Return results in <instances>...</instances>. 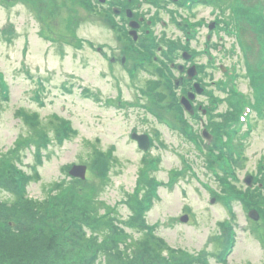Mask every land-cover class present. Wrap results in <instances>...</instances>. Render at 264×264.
Listing matches in <instances>:
<instances>
[{
  "label": "rangeland",
  "instance_id": "1",
  "mask_svg": "<svg viewBox=\"0 0 264 264\" xmlns=\"http://www.w3.org/2000/svg\"><path fill=\"white\" fill-rule=\"evenodd\" d=\"M214 2L215 6H201L191 20L211 22L209 9L221 16L222 23L227 20L229 0ZM245 5L257 8L264 18V0H245ZM170 20L164 10L154 33L182 37L173 23L165 26ZM213 29L210 50L215 64H202V78L208 97L218 105L206 125L205 117L203 123L192 117V125L181 122L179 110L170 107L166 87L155 71L131 66L123 39L98 12L87 11L78 0H0V264H83L93 248L98 252L93 264H138L135 253L147 237L136 225L135 204L137 197L145 196L139 208L148 205L158 181L163 184L158 197L142 217L153 225L155 247L162 256L174 264L264 263V233L256 230L257 219L249 215L251 209L259 211L256 206L264 208V199L254 197L257 190L262 196L264 188L255 180L264 177L259 170L264 160V100L249 115L251 130L239 131L231 139L242 149V157L233 162L236 182L231 175L217 180L213 173L218 168L207 167V148L213 146L217 132L214 125L227 118L236 101L218 90L215 82L224 77L220 66L233 71L237 93L250 94L255 85L250 72L258 81L264 70L256 69L260 54L251 32L242 33L246 41L242 45L236 35L221 31L222 24ZM208 30L199 28L192 46L201 48ZM206 59L200 55L196 61ZM208 97L200 95L196 103L208 105ZM247 99L252 100L249 95ZM64 121L69 131L64 130ZM193 126L199 143L195 132L187 131ZM200 127L211 136L201 137ZM132 133L152 138L146 151ZM103 158L108 169L103 162L99 167ZM225 159L224 151L214 158L219 165ZM147 160L152 162L149 166ZM184 162L188 170L181 175ZM9 164L27 175L21 202ZM73 165L85 166L84 178L70 174ZM174 171L178 180L167 183ZM246 182L255 185L251 206L236 199L223 204L218 198L223 194L220 187L232 190L226 196L230 199L238 194L236 187L247 191ZM49 198L55 207H48L44 218ZM73 220L81 230L65 226ZM113 225L124 232L115 235ZM231 225L235 242L223 260L219 249L233 233Z\"/></svg>",
  "mask_w": 264,
  "mask_h": 264
},
{
  "label": "trees",
  "instance_id": "2",
  "mask_svg": "<svg viewBox=\"0 0 264 264\" xmlns=\"http://www.w3.org/2000/svg\"><path fill=\"white\" fill-rule=\"evenodd\" d=\"M259 33L261 35L264 34L263 31H259ZM171 105H172V103H171ZM229 114L231 115L233 113H230L229 112ZM211 118H213L212 115H211ZM32 120L34 122H35V120L37 121V115L36 114L33 115ZM229 120H230L229 115H227V118L225 117L223 122L215 123V125H214V127H215L214 128V131H220L221 129L226 128V123ZM99 167H100V164H99ZM12 168H14L12 166V164H9L8 171L13 176V179H12L13 180V183L16 184L15 173L12 172ZM16 193L18 195V199L17 200L19 202L23 201V189H19ZM236 193H243V194L248 195V196L250 194V196H251L252 190L249 189L247 192H242L241 190L237 189L236 190ZM257 194H259V193H255L254 196L257 195ZM138 201L139 202L137 204H135V207H137L140 204L141 199L138 200ZM45 203H46V205L44 207V211H45L44 212V218L47 217V210L49 209L48 207H50V208L55 207V202H54V200L52 198H49ZM61 204H64L65 207H67V204L66 203H61ZM134 219H135L136 225L138 227L140 226L142 228L143 224L140 223V220L137 219V218H134ZM256 225L258 226V228L256 230H260V231H262L264 233V213H262V212L260 213V220L256 222ZM65 226L67 228H69L70 231L73 230L74 232H77L78 230H81L82 229L81 228L82 227L81 224L79 222H77L76 220H73V223L71 225L67 222L65 224ZM63 227H64V225L61 224L59 231ZM221 227H222V224H221ZM113 230L115 232L114 233L115 235L124 232L123 229L120 226H116V225H113ZM41 232H42L41 235H44L45 234L44 231H41ZM52 234H55V231H53ZM145 236L147 238L143 241V244L141 245L142 248L135 253L136 254V261L139 262L138 264H174L173 261H170L169 258H167L166 256H162L158 252V250L155 247V244H157V240L158 239H156V237L154 235H152L151 233H150V235L145 233ZM53 239H55V238H53ZM221 240H222V238H221ZM261 240H262V242L264 244V239H261ZM113 241H117L115 237H113ZM227 244H228V240H226V244H225L226 246L225 245L223 246V240H222L221 247L219 249V253H220L221 256L224 253V250L227 247ZM92 248H93V246H90V248H88V249H92ZM97 254H98V252H97L96 248H93L90 251L89 255L86 257V259L85 260L82 259L84 261L83 264H93L94 261L98 257ZM200 259H202V258H200ZM197 260L198 259H195V261H197ZM189 264H193V262H191Z\"/></svg>",
  "mask_w": 264,
  "mask_h": 264
},
{
  "label": "water",
  "instance_id": "3",
  "mask_svg": "<svg viewBox=\"0 0 264 264\" xmlns=\"http://www.w3.org/2000/svg\"><path fill=\"white\" fill-rule=\"evenodd\" d=\"M136 138L138 139L139 146L145 147V137L136 136ZM70 174H72L73 176H79L80 178H84L85 177V166H80V165L73 166L72 169L70 170ZM183 220H186V218L184 217Z\"/></svg>",
  "mask_w": 264,
  "mask_h": 264
}]
</instances>
